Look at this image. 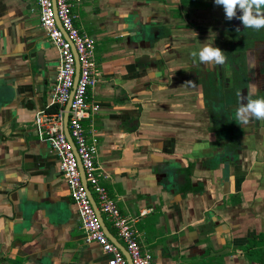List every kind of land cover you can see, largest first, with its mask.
<instances>
[{
	"label": "crops",
	"instance_id": "0c3cea01",
	"mask_svg": "<svg viewBox=\"0 0 264 264\" xmlns=\"http://www.w3.org/2000/svg\"><path fill=\"white\" fill-rule=\"evenodd\" d=\"M72 11L95 38L99 76L87 102L97 110L83 125L98 139L100 183L134 219L151 264H264V127L219 129L197 73L218 67L199 61L205 45L231 40L223 7L73 0ZM36 43L47 62L40 73L29 59ZM57 66L37 0H0V264H107L100 245L85 242L58 158L34 127L39 112L56 108Z\"/></svg>",
	"mask_w": 264,
	"mask_h": 264
},
{
	"label": "built area",
	"instance_id": "2783aa9c",
	"mask_svg": "<svg viewBox=\"0 0 264 264\" xmlns=\"http://www.w3.org/2000/svg\"><path fill=\"white\" fill-rule=\"evenodd\" d=\"M37 3L39 25L58 52V66L50 91L51 104L56 108L53 112L42 111L35 116L37 135L58 158L59 170L77 209L85 242L99 244L101 250L109 255L107 264H127L118 246L104 232L91 192L95 195L97 209L107 216L122 239L131 264H151V254L142 250L138 231L132 225L134 219L120 213L115 200L100 183L96 165L98 139L94 135L88 136L83 125V120L97 110V106H90L87 102L88 91L95 86L99 76L93 57L95 38L80 32L75 26L73 0H37ZM76 61L79 70L75 81ZM68 101L70 140L63 125ZM145 213V209L140 212Z\"/></svg>",
	"mask_w": 264,
	"mask_h": 264
},
{
	"label": "flooded vegetation",
	"instance_id": "af4514ba",
	"mask_svg": "<svg viewBox=\"0 0 264 264\" xmlns=\"http://www.w3.org/2000/svg\"><path fill=\"white\" fill-rule=\"evenodd\" d=\"M239 15L242 13L238 10ZM225 25L226 31L232 34L229 41L219 40V48L227 57L226 62L222 66L218 65L216 70H197L205 104L219 129L240 124L236 119V109L241 103H246L248 98L264 97V28H244L236 18L231 21L226 19ZM220 28L223 29L217 27L216 30ZM241 96L245 99L242 100ZM252 121L264 127V120ZM222 132L219 130V135Z\"/></svg>",
	"mask_w": 264,
	"mask_h": 264
},
{
	"label": "clouds",
	"instance_id": "9594fccd",
	"mask_svg": "<svg viewBox=\"0 0 264 264\" xmlns=\"http://www.w3.org/2000/svg\"><path fill=\"white\" fill-rule=\"evenodd\" d=\"M214 4L222 6L225 19L231 21L239 19L244 28L260 30L264 28V0H214ZM242 15L237 16V11ZM193 52L192 56L196 57ZM199 61L205 65H223L227 57L224 51L215 46L205 45L198 53ZM244 100L245 97L241 96ZM236 119L242 125H247L252 120H264V97L257 99L248 98L246 103H241L236 109Z\"/></svg>",
	"mask_w": 264,
	"mask_h": 264
},
{
	"label": "water",
	"instance_id": "95a60500",
	"mask_svg": "<svg viewBox=\"0 0 264 264\" xmlns=\"http://www.w3.org/2000/svg\"><path fill=\"white\" fill-rule=\"evenodd\" d=\"M32 49H33L32 52H30V54H29V59L30 60H35V64L37 66H39V68L36 71V73L44 72V67H46V64L45 63H47L46 60H45V58H44V56H43V54H44V48L42 47V45L40 43H36V44H34L32 46ZM78 70H79V64L76 61L75 81L78 78ZM69 104H70V102L68 101L67 104L65 105V109H64L65 111H64V115H63V125H64V132H65L67 138L70 140L69 132H68V129H67V117H68ZM1 131H3V130L1 129ZM73 148H74V145H73ZM79 168L81 170V167L80 166H79ZM83 181H84V179H83ZM90 196L92 198L93 206H94V208L96 210V213L100 217L101 222H103V219L101 217V213L97 209V206H96V204H95V202L93 200V197H92L91 192H90ZM103 225H104V223H103ZM104 227H105V225H104ZM123 249L126 251V249L124 247H123ZM125 255H126V258H127V256L129 257V255H127V254H125ZM127 264H131L130 258L127 260Z\"/></svg>",
	"mask_w": 264,
	"mask_h": 264
},
{
	"label": "rangeland",
	"instance_id": "374dc122",
	"mask_svg": "<svg viewBox=\"0 0 264 264\" xmlns=\"http://www.w3.org/2000/svg\"><path fill=\"white\" fill-rule=\"evenodd\" d=\"M233 78H234V76H233Z\"/></svg>",
	"mask_w": 264,
	"mask_h": 264
}]
</instances>
